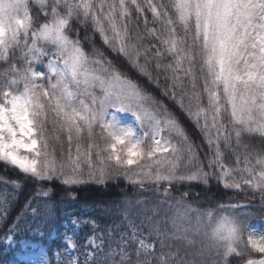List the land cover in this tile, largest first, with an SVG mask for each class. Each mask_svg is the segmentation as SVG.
Wrapping results in <instances>:
<instances>
[{
    "label": "snow or ice",
    "instance_id": "1",
    "mask_svg": "<svg viewBox=\"0 0 264 264\" xmlns=\"http://www.w3.org/2000/svg\"><path fill=\"white\" fill-rule=\"evenodd\" d=\"M35 3L44 14L42 23L31 18L29 0H0V62L7 65L0 71V163L37 181L62 179L64 185L86 179L104 184L123 170L141 190L155 184L158 193L166 182L158 205L170 204L173 183L208 184L213 176L225 189L247 186L264 201V154L256 153L253 165L243 153L241 167L242 154L233 146V139L239 146L245 134L264 138V0ZM76 25L84 29L83 38ZM119 58L186 114L202 142ZM37 63L45 70H37ZM228 152L235 166L226 160ZM190 195L176 198L184 211L157 219L153 207V215L140 216L139 222L130 208L145 201H121V219L106 231L97 232L94 219L73 217L72 235L62 241L64 253L83 248L82 264H152L155 241H147L154 236L161 248L172 240L199 243V264L233 259L264 264V232L249 230V214L237 211L247 205L202 210L186 201ZM7 207L0 198V211ZM89 224L91 233L77 244L78 229ZM5 242L15 244L11 229ZM29 255L31 264H52L43 249ZM169 255L179 257V249ZM159 260L168 264L163 254ZM65 264L81 260L67 255ZM175 264L197 262L177 258Z\"/></svg>",
    "mask_w": 264,
    "mask_h": 264
},
{
    "label": "trees",
    "instance_id": "2",
    "mask_svg": "<svg viewBox=\"0 0 264 264\" xmlns=\"http://www.w3.org/2000/svg\"><path fill=\"white\" fill-rule=\"evenodd\" d=\"M30 15L34 22H43L44 14L41 12L39 5L35 3V0L29 1ZM149 21H151V14L147 13ZM152 26L151 24L149 25ZM75 27L80 28V36L83 38L85 31L79 25ZM90 31V29H89ZM97 44H100L98 35L94 37ZM151 42V41H149ZM85 47L88 45L85 43ZM110 58H114L113 54H109ZM16 63L20 65L22 62L18 59L19 52L16 53ZM170 59V57L165 58V62ZM119 64L127 68L134 78H138L142 84H144L147 90L152 93L157 99L162 100L170 108H174V111L179 116L181 122L188 129L189 133L198 141L202 142V137L194 125L187 119L186 114L183 113L178 107H174L172 102L167 97L161 95V90L156 88L154 85L149 84L147 79L144 77H139L135 70L131 69L130 66L126 64L123 58L117 60ZM7 65L0 62V71H2ZM163 78L161 77V84H163ZM247 137H253L248 136ZM256 137V136H255ZM253 137V141L264 145V139ZM206 148L207 145L205 144ZM230 154V153H227ZM57 159H60L59 148L56 149ZM123 172V171H121ZM0 177H6L8 179L19 181L22 183V187L17 192V195L13 198V201L8 204L7 211L3 216L0 223V237L6 235L7 229L11 227L15 219L22 213L26 208V205L30 207H36V192L43 191L50 194L51 199L55 201L53 203L54 207V221L51 225L49 222H43L42 235L38 239V245L47 248L50 254H53L54 248L60 241V231L62 229L63 220H69V216H78L79 218H85L88 220H95L99 226L98 231H106L108 226L114 225L117 221L121 219L118 214L119 209L117 205L121 201L126 199L144 200L143 205H134L130 208L131 213L137 214L135 218L139 222L140 216H152V207H156L157 204L152 201L157 194L163 195L164 187H169L167 183H162L160 185L159 192L155 191V184H145V189L141 190L139 185H133L129 183L121 174L118 176H113L108 179L104 184H99L92 180H85V182L77 185H64L62 179H52V180H42L37 181L30 176H25L18 169L7 166L4 163H0ZM210 182V181H209ZM204 184L202 182H192V183H173L170 186L171 195L168 199H176L182 193L189 191L191 195L186 197L187 202L193 203L195 207L199 208H210L213 209L218 201H249V203L255 207L258 214L264 215V201L260 198L259 194H252L249 192H236L231 190H226L222 188L218 182ZM50 203V202H48ZM160 208V207H156ZM165 208V207H164ZM164 211V209H163ZM167 211H171V207L167 208ZM166 213V211H164ZM254 215L252 218H254ZM53 227V228H52ZM85 229L90 232L91 225H86ZM146 231V228H145ZM54 233V234H53ZM51 235L54 237L51 238ZM179 242L174 241L173 247L179 246ZM167 243L164 250L165 256H168V250L170 247ZM195 245V247H194ZM161 245L157 244L153 253V262L155 264H160V253L159 247ZM198 251L200 246L198 243L192 245ZM186 251V250H185ZM187 252V251H186ZM167 254V255H166ZM196 260L200 258L196 255ZM81 264L83 257L79 258ZM23 264L22 262L15 259V253L13 251H6L2 241H0V264ZM232 264H244L243 261H237L233 259Z\"/></svg>",
    "mask_w": 264,
    "mask_h": 264
},
{
    "label": "rangeland",
    "instance_id": "3",
    "mask_svg": "<svg viewBox=\"0 0 264 264\" xmlns=\"http://www.w3.org/2000/svg\"><path fill=\"white\" fill-rule=\"evenodd\" d=\"M44 62L46 63L47 61V57H44ZM35 68L37 70H45L44 69V65L37 63L35 64ZM22 87V86H21ZM120 118L122 121L127 122V123H134V120L131 118L130 115L128 114H119ZM245 135H242L241 137V145L237 146L235 144V138L233 139V146L237 148V150L242 154L241 155V167H243V153L247 152L250 154V162L251 164L255 165V154L256 153H262L264 154V145H261L256 142L253 141V137L255 138H260V139H264L261 138L259 135L254 134L253 137H247ZM248 136H252V135H248ZM244 145H247V148L244 147ZM230 154L226 155V160L231 163L233 166H235V156L232 155L231 152H228ZM258 168V166H257ZM207 170V169H206ZM123 171V170H121ZM124 177L123 172H121V177ZM125 179V178H124ZM126 180V179H125ZM12 181H16V180H12V179H8L6 177H0V198H4L8 201V204L11 203L13 201V198L17 195V192L19 191V189L22 187V183H19V186H17L16 184H13ZM209 183H215L218 182L217 179L215 178V176L210 177L209 178ZM19 182V181H18ZM219 185L224 188L222 186L221 183H219ZM225 189V188H224ZM226 190H231V191H236V192H249L252 194H259V192H253L250 188H248L247 186H244V188L242 190H235V189H226ZM40 193L39 195L37 193ZM36 192V207H30L27 206L22 213L15 219V221L13 222V224L11 225V227L9 229H7V232H9V230L11 229L12 235L14 237V241L15 244H9L5 242V237L8 235V233L5 235V237H0V241H2V244L4 245V248L6 251H13L15 253V259H17L18 261L22 262L23 264H31L32 261V257L29 255V253H31L33 250H35L36 252H39L41 249H43L51 258H52V264H65V261L67 259V255H75L78 258H81L82 256L80 255V253L82 251H84L83 248H81L79 251H77L76 253L72 254H65L64 253V246H63V238L65 235H72V225L70 223V219L73 217L79 218L78 216H69V220H63L62 223V229L60 231V241L59 244H57L54 248L53 254H50V252H48L47 248L44 246H40L38 245L37 242V238L39 239L42 235V227H43V222H49V225L52 224V222L54 221V218H58V216H54V207H53V203H55V201L50 200L51 196L50 194H48L47 196L43 195V191H38ZM164 198L162 194H157L155 196L154 199H152V201H154V203L157 204V201ZM169 203H165L163 205H158L157 208V212L158 215L155 217L157 219L167 215L168 217H172L175 214L184 211V206L182 204H179L176 202V199H168ZM50 202V203H48ZM229 205V204H236V205H247V207H242L237 209V211L240 212H246L249 214V219H248V228L249 230H254L255 232H257V234L264 232V215L258 214L255 210V207H253L252 205L255 204H250L249 201H218L215 205V207H213V210H215L216 212H220V205ZM156 206V207H157ZM169 206L171 207V211L168 212L167 208H169ZM155 207V206H154ZM165 207V208H164ZM153 208V207H152ZM199 208V207H198ZM166 211V213L163 211ZM200 209H210V208H200ZM6 213V211H0V223L1 220L3 219L4 214ZM254 215H256L254 218H252ZM81 221L83 220H88L85 218H79ZM90 221V220H89ZM90 225V224H89ZM86 225H82L77 233H76V242L77 244H82L83 243V239L86 235H89L91 233L92 227L90 232H88L85 229ZM53 228V227H52ZM97 232L98 229H96ZM148 229L146 227V231L144 229V233L145 235H147ZM54 234V233H53ZM54 237V235H51V238ZM247 238V233H245V240ZM20 241H27L28 244H22L20 243ZM154 243V248L152 250V255L154 253L156 244H157V240L155 239V237H149L148 238V243ZM177 241L179 242V246H174L173 247V242ZM158 243L160 244V242L158 241ZM171 248L170 250H168V254L169 253H176L177 249H179V257H173V256H165V251L164 248H161V246L159 247V253L160 256L163 254L164 259L168 261V264H175V260L177 258H184L187 260H195L197 262V264H199L198 259L196 260V252L197 250L193 247V251H192V245H189L186 241L184 240H172L168 242ZM198 245L200 246V244L198 243ZM57 249H60V255L57 256L56 252ZM187 252H186V251ZM186 253H191V255H185ZM167 255V254H166ZM3 264V263H2ZM152 264H155L152 261Z\"/></svg>",
    "mask_w": 264,
    "mask_h": 264
}]
</instances>
